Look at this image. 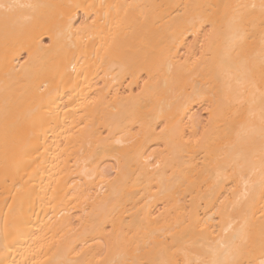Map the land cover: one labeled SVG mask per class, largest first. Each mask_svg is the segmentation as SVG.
<instances>
[{"label": "bare ground", "instance_id": "6f19581e", "mask_svg": "<svg viewBox=\"0 0 264 264\" xmlns=\"http://www.w3.org/2000/svg\"><path fill=\"white\" fill-rule=\"evenodd\" d=\"M0 4V264H261L264 0Z\"/></svg>", "mask_w": 264, "mask_h": 264}, {"label": "snow or ice", "instance_id": "6c2138e0", "mask_svg": "<svg viewBox=\"0 0 264 264\" xmlns=\"http://www.w3.org/2000/svg\"><path fill=\"white\" fill-rule=\"evenodd\" d=\"M4 7H11V6H5V5L0 4V8H4ZM261 264H264V260L261 261Z\"/></svg>", "mask_w": 264, "mask_h": 264}]
</instances>
